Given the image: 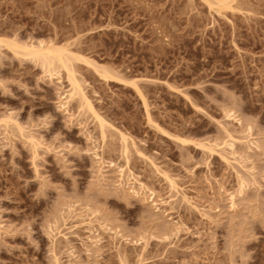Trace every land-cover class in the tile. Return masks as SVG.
Wrapping results in <instances>:
<instances>
[{"label":"rangeland","instance_id":"rangeland-1","mask_svg":"<svg viewBox=\"0 0 264 264\" xmlns=\"http://www.w3.org/2000/svg\"><path fill=\"white\" fill-rule=\"evenodd\" d=\"M0 41V264H264V0H0Z\"/></svg>","mask_w":264,"mask_h":264},{"label":"bare ground","instance_id":"bare-ground-1","mask_svg":"<svg viewBox=\"0 0 264 264\" xmlns=\"http://www.w3.org/2000/svg\"><path fill=\"white\" fill-rule=\"evenodd\" d=\"M0 43H2V41H0ZM18 50L19 51L22 50V53L24 52L25 55H27L33 59H36L37 61L42 62L45 66H49V68L52 67L53 69H56L54 66H57L59 64L63 68H65L68 71L70 81H71L70 83L72 86V89H71L70 94H69L70 95L69 99L70 98L72 99L75 96H77V97L79 96L81 99V102H83V104L85 105L84 107L89 108L90 111L93 112V114L96 117H98L96 111H94V109H93L91 102L88 100V97H86V95L83 93V90L81 89V85L78 83V81L75 80L76 75H74V70L72 69V67L69 63V56L67 55L65 50H59L53 46H51V47H43V46L42 47H36L34 45H32V46H19ZM101 123L104 125L103 121ZM104 135L105 134H103V136ZM123 140L126 143L128 141L127 137H125V136L123 137ZM230 146H232V144H230ZM127 147H128V145H127ZM122 172H124V171L122 170ZM173 184L175 186V183L172 181V185ZM174 188H176V187H174ZM137 193H138V191H137ZM137 193H135V194H137Z\"/></svg>","mask_w":264,"mask_h":264}]
</instances>
